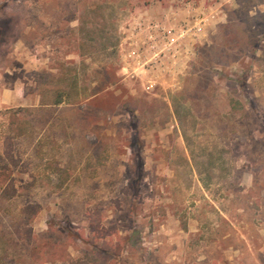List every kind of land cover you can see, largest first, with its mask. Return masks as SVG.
Instances as JSON below:
<instances>
[{"label": "rangeland", "instance_id": "obj_1", "mask_svg": "<svg viewBox=\"0 0 264 264\" xmlns=\"http://www.w3.org/2000/svg\"><path fill=\"white\" fill-rule=\"evenodd\" d=\"M0 264H264V0H0Z\"/></svg>", "mask_w": 264, "mask_h": 264}]
</instances>
